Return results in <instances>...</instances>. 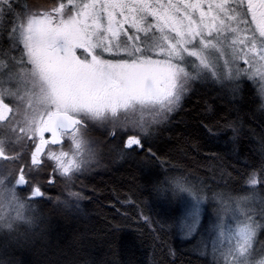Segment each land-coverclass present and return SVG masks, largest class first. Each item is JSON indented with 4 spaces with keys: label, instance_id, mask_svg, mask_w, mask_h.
I'll return each instance as SVG.
<instances>
[{
    "label": "snow or ice",
    "instance_id": "snow-or-ice-1",
    "mask_svg": "<svg viewBox=\"0 0 264 264\" xmlns=\"http://www.w3.org/2000/svg\"><path fill=\"white\" fill-rule=\"evenodd\" d=\"M0 53V160L13 165L0 164V235L35 223L44 182H70L95 159L90 124L111 125L126 150L143 151L142 136L127 133L167 120L202 76L233 95L244 77L264 107V0H53L36 10L0 0ZM164 183L185 190L182 178ZM246 183L264 189V162ZM219 199L235 224L217 216L215 264H264V200ZM185 220L198 231L199 198Z\"/></svg>",
    "mask_w": 264,
    "mask_h": 264
},
{
    "label": "trees",
    "instance_id": "trees-1",
    "mask_svg": "<svg viewBox=\"0 0 264 264\" xmlns=\"http://www.w3.org/2000/svg\"><path fill=\"white\" fill-rule=\"evenodd\" d=\"M261 103L247 79L241 78L237 95L212 79H196L167 120L146 134L127 133L142 136L143 151L126 150L127 136L117 131L113 138L111 125L90 124L87 137L99 140L95 159L70 182L58 178L49 185L42 180L44 198L31 201L35 223L0 235V261L215 264L208 240H198L208 221L221 213L216 200H264V189L246 183L264 162ZM173 177L183 179L185 190L164 183ZM191 190L205 196L206 210L198 231L188 236L182 218ZM18 193L29 195L19 187ZM256 239L257 246L264 244V229Z\"/></svg>",
    "mask_w": 264,
    "mask_h": 264
},
{
    "label": "rangeland",
    "instance_id": "rangeland-1",
    "mask_svg": "<svg viewBox=\"0 0 264 264\" xmlns=\"http://www.w3.org/2000/svg\"><path fill=\"white\" fill-rule=\"evenodd\" d=\"M31 2H32V4L29 5V1H28V0H13V4H14V5H19V6H31V7H33V10H36V9H37V8H35L36 6H38V5H42V4H44V3H47L48 0H31ZM38 8H40V7H38ZM3 58H4V57H3V54L0 53V59H3ZM241 67H246V66L243 65V63L241 62ZM189 70H190V71H193V74L195 75V71H194L193 69L190 68ZM241 78L246 79V78H244V77H241ZM201 79L208 81V79H212V78H211V77L204 78V77L202 76ZM86 138H88L87 135H86ZM88 139H90V140L93 142V145H92V146H93L94 151H95V149H96V147H97V145H98V141H99V140H98V139H94V138H90V137H89ZM64 150H66V151L68 150V146H67V144H65V146H64ZM4 163H8L9 167H12V166H13L12 163L4 162V161L0 160V164H4ZM191 195H192V196L188 197V203H187V205H186V207L184 208V211H183V218H182L183 220H182V224H184V223L187 222V221L185 220L186 209H187V208L191 205V203H192L195 199H197V198H199V199L201 200V223H202L203 215L205 214V210H206L205 196H204L203 194H198V193H196L195 191H192V190H191ZM216 201L219 202L218 207H221V213L219 214V216H222V217L225 218V223H226L227 225H229V226H234L235 221L233 220V216H232V211H231V209H230V208H229V209H226L225 207H222V206H221V202H220V200H216ZM229 203H230V202H229ZM247 206H249V207H256V208H259V207H261L262 205H261V201H260V200H253V198H252V199H250V201L248 202V205H247ZM213 219H214V217L208 221V224L206 225L203 234H202V235H199V240H198V241H200L201 243H203V242H206V240H208L209 245H210V249H209V252H208V253H209V254L211 255V257L216 261V258L213 256L212 251H211V242H212V240L215 238V228L212 227V226L214 225V223H215V221L213 222ZM241 219H242V217H241ZM182 228H183V227H182ZM183 229H184V228H183ZM184 231H185L186 235H188V236L194 234V232H193V233H188L185 229H184ZM199 245H200V244H199ZM257 247H259V246H257ZM203 249H204V247L201 249V251H202Z\"/></svg>",
    "mask_w": 264,
    "mask_h": 264
},
{
    "label": "flooded vegetation",
    "instance_id": "flooded-vegetation-1",
    "mask_svg": "<svg viewBox=\"0 0 264 264\" xmlns=\"http://www.w3.org/2000/svg\"><path fill=\"white\" fill-rule=\"evenodd\" d=\"M52 2H53V0H48L47 3H44V4H42V5H38V6H36L35 8L40 7V9H43V8H45V7H50V6L52 5ZM30 7H31V6H30ZM32 8H33V7H32Z\"/></svg>",
    "mask_w": 264,
    "mask_h": 264
}]
</instances>
